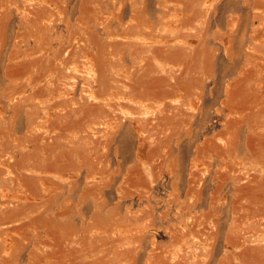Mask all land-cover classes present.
I'll return each instance as SVG.
<instances>
[{
	"label": "rangeland",
	"instance_id": "374dc122",
	"mask_svg": "<svg viewBox=\"0 0 264 264\" xmlns=\"http://www.w3.org/2000/svg\"><path fill=\"white\" fill-rule=\"evenodd\" d=\"M0 264H264V0H0Z\"/></svg>",
	"mask_w": 264,
	"mask_h": 264
}]
</instances>
